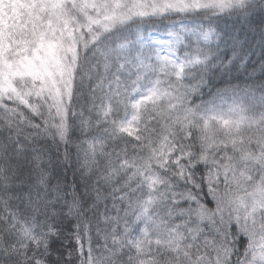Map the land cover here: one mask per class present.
Returning a JSON list of instances; mask_svg holds the SVG:
<instances>
[{
  "label": "snow or ice",
  "instance_id": "snow-or-ice-1",
  "mask_svg": "<svg viewBox=\"0 0 264 264\" xmlns=\"http://www.w3.org/2000/svg\"><path fill=\"white\" fill-rule=\"evenodd\" d=\"M0 264H264V0H0Z\"/></svg>",
  "mask_w": 264,
  "mask_h": 264
},
{
  "label": "trees",
  "instance_id": "trees-1",
  "mask_svg": "<svg viewBox=\"0 0 264 264\" xmlns=\"http://www.w3.org/2000/svg\"><path fill=\"white\" fill-rule=\"evenodd\" d=\"M153 34H156V33H153ZM239 79L243 80L244 77L240 76ZM234 82H236V81H234ZM215 83H216V86H218V87H223L224 86L223 81H221V80H217ZM69 179H71V173H69Z\"/></svg>",
  "mask_w": 264,
  "mask_h": 264
},
{
  "label": "rangeland",
  "instance_id": "rangeland-1",
  "mask_svg": "<svg viewBox=\"0 0 264 264\" xmlns=\"http://www.w3.org/2000/svg\"><path fill=\"white\" fill-rule=\"evenodd\" d=\"M154 35H157V34H154Z\"/></svg>",
  "mask_w": 264,
  "mask_h": 264
}]
</instances>
